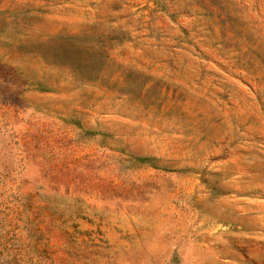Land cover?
<instances>
[{
  "label": "rangeland",
  "instance_id": "rangeland-1",
  "mask_svg": "<svg viewBox=\"0 0 264 264\" xmlns=\"http://www.w3.org/2000/svg\"><path fill=\"white\" fill-rule=\"evenodd\" d=\"M0 264H264V0H0Z\"/></svg>",
  "mask_w": 264,
  "mask_h": 264
}]
</instances>
